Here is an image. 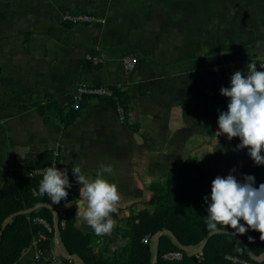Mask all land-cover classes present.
I'll list each match as a JSON object with an SVG mask.
<instances>
[{
    "label": "crops",
    "instance_id": "0c3cea01",
    "mask_svg": "<svg viewBox=\"0 0 264 264\" xmlns=\"http://www.w3.org/2000/svg\"><path fill=\"white\" fill-rule=\"evenodd\" d=\"M81 13L103 22L63 24L64 15ZM95 54L101 67L83 74L84 60ZM126 56L138 59L131 72L122 69ZM256 60H264V0H0V191L8 171H24L54 150L57 170L72 185L67 205L77 211L86 202L72 168L94 179L101 165L111 166L103 178L121 199L114 230L101 236L110 256L128 244L117 226L148 207L151 181L188 158L203 162L210 177L236 175L248 150H237L238 138L216 137L228 104L220 89ZM80 84L131 91L129 116L140 131L99 101L66 130L24 109L50 98L64 106ZM75 226L98 237L77 218ZM33 255L29 245L17 264H82L63 262L56 238L45 260L36 263Z\"/></svg>",
    "mask_w": 264,
    "mask_h": 264
},
{
    "label": "trees",
    "instance_id": "16d2710c",
    "mask_svg": "<svg viewBox=\"0 0 264 264\" xmlns=\"http://www.w3.org/2000/svg\"><path fill=\"white\" fill-rule=\"evenodd\" d=\"M66 26H75L63 21ZM92 61L84 60L83 74L100 68ZM110 95H83L76 105L74 100L61 106L54 99L37 102L29 108L36 109L47 125L68 129L90 107L93 101L109 104L118 119L133 132L140 131V124L130 120L132 98L131 91L107 86ZM122 110V116L119 113ZM54 150L43 151L34 165L24 171L10 170L6 173L3 188L0 191V264H17L22 251L27 248L38 233L47 235L40 248L47 258L53 233H47L36 220L44 219L53 224V210H62L65 214V226L59 230V241L66 254L63 262H73L69 257H78L82 264H264V241L257 240L258 233L252 230L243 235H235L232 229H222L216 233L207 230L206 220L211 183L214 177L208 175L203 162L186 159L180 165L168 171L164 180H153L148 185L151 198L148 207L138 211L127 220V226L117 227V234L129 243L119 252L120 256H109L104 252H92L86 249L93 242L91 235H85L75 226L76 210L68 207V196L59 204L48 207L51 201L47 196H39L38 188L42 175L24 178L30 169L43 170L57 165L58 156ZM254 176L255 186L264 183V165H255L248 154L239 158L235 178L243 182L245 176ZM210 202V201H209ZM17 216L10 218L16 213ZM243 223V221H241ZM158 237L157 248L153 243ZM144 239H147L144 242ZM206 242L202 251V261L197 262L194 250ZM182 252L180 261L164 259V255ZM48 262H51L50 260Z\"/></svg>",
    "mask_w": 264,
    "mask_h": 264
},
{
    "label": "clouds",
    "instance_id": "9594fccd",
    "mask_svg": "<svg viewBox=\"0 0 264 264\" xmlns=\"http://www.w3.org/2000/svg\"><path fill=\"white\" fill-rule=\"evenodd\" d=\"M220 95L228 99V104L227 110L218 116L216 137L224 135L229 141L238 138L237 150L247 149L255 165H264V71H257V65L249 62L247 75L234 72L230 86L221 88ZM112 171L111 166L101 165L96 178L91 179L82 174L79 165L72 168L81 185L79 196L86 202L77 209L75 218L86 223L98 237L110 234L116 226L112 215L118 211L121 196L117 186L103 178L104 173ZM71 187L67 172L51 166L43 169L37 194L46 195L51 208L67 199L66 189ZM204 199L208 204L205 220L210 233L227 228L235 235H243L252 230L264 241V183L256 187L251 175L240 182L230 172L226 177L213 179L210 197Z\"/></svg>",
    "mask_w": 264,
    "mask_h": 264
},
{
    "label": "built area",
    "instance_id": "2783aa9c",
    "mask_svg": "<svg viewBox=\"0 0 264 264\" xmlns=\"http://www.w3.org/2000/svg\"><path fill=\"white\" fill-rule=\"evenodd\" d=\"M65 22H68L72 25H90L96 22H103V21H98L95 17L89 14H66L63 17V20ZM88 60L92 61L94 65H101L103 63V59L101 56L95 54V55H90ZM253 63L257 65V71H264V60H256ZM138 65V59L134 56H126L123 59L122 62V69L126 72H131L133 71L136 66ZM243 74L247 75V71L242 72ZM234 74V73H233ZM231 74L228 78V87L230 86V78L233 75ZM111 92L109 89H107V86H90L86 84H80L76 90V94L74 96V103L77 105L78 102L81 100L83 95H96V96H107L110 95ZM119 113L122 116V110L119 109ZM54 155L57 157L58 152L55 151ZM52 166L56 167V164L54 163ZM43 170H38V169H30L27 174L24 175V178L28 177H33L34 175H42ZM49 207V205H48ZM52 208V207H51ZM53 212V224L50 225L48 224L44 219L37 218L34 220L37 222L40 226H42L47 233H53V237L55 236L56 239H59V230L62 229L65 226V214L62 210L59 212L52 211ZM258 233V232H257ZM158 237H154L153 243H156ZM47 240V235L44 233H38L37 235L34 236L32 239L30 245L34 248V255L33 259L36 261H40L42 257L44 256V251L40 248L41 242H44ZM257 240H260V234L258 233ZM147 239H144V242H146ZM196 257V260L198 263L202 261V250L201 248H197L196 250L193 251ZM183 257L182 252H172L164 255V259L167 260H175V261H180Z\"/></svg>",
    "mask_w": 264,
    "mask_h": 264
},
{
    "label": "rangeland",
    "instance_id": "374dc122",
    "mask_svg": "<svg viewBox=\"0 0 264 264\" xmlns=\"http://www.w3.org/2000/svg\"><path fill=\"white\" fill-rule=\"evenodd\" d=\"M129 219V218H128ZM118 227V226H117ZM93 237V242L91 243V245L88 247V248H91L92 249V252L94 253V252H102L103 250L101 249V247H102V245L105 243V241H106V239H105V237L103 238V237H101V236H99V237H94V236H92ZM53 238H55V236L53 237ZM128 243H129V241H128ZM125 247V246H124ZM124 247H122L121 249H116L114 252H112V254H111V256H120V254H119V252H121V250L124 248ZM110 256V257H111ZM34 260V259H33ZM36 263H40L41 261H36V260H34ZM50 261H51V258H50Z\"/></svg>",
    "mask_w": 264,
    "mask_h": 264
},
{
    "label": "water",
    "instance_id": "95a60500",
    "mask_svg": "<svg viewBox=\"0 0 264 264\" xmlns=\"http://www.w3.org/2000/svg\"><path fill=\"white\" fill-rule=\"evenodd\" d=\"M19 214H22V212H20V213H16V214H14V215H12L10 218H12V217H14V216H17V215H19ZM157 240H158V238H157ZM157 240H156V243H155V247L157 248ZM205 244H206V242H204V244L200 247L201 248V250L203 251V249H204V247H205ZM69 259H71L72 261H77V262H81V260L78 258V257H76V256H71V257H69ZM264 259V256H262L261 258H260V260H263Z\"/></svg>",
    "mask_w": 264,
    "mask_h": 264
}]
</instances>
